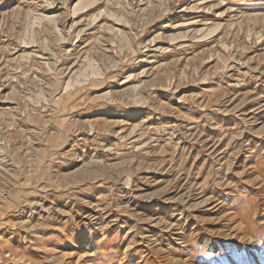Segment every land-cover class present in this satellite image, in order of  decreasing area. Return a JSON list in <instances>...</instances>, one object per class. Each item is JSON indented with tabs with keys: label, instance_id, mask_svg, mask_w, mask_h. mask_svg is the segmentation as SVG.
Returning <instances> with one entry per match:
<instances>
[{
	"label": "rangeland",
	"instance_id": "obj_1",
	"mask_svg": "<svg viewBox=\"0 0 264 264\" xmlns=\"http://www.w3.org/2000/svg\"><path fill=\"white\" fill-rule=\"evenodd\" d=\"M0 264H264V0H0Z\"/></svg>",
	"mask_w": 264,
	"mask_h": 264
}]
</instances>
